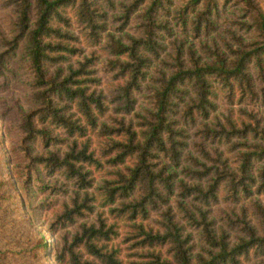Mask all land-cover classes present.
I'll use <instances>...</instances> for the list:
<instances>
[{"label":"trees","instance_id":"obj_1","mask_svg":"<svg viewBox=\"0 0 264 264\" xmlns=\"http://www.w3.org/2000/svg\"><path fill=\"white\" fill-rule=\"evenodd\" d=\"M111 1L8 0L16 16L12 49L23 44L34 75V107L21 123L23 151L28 161L27 187L36 171L44 169L50 175L58 172L74 188L73 197L63 204L58 219L74 223L93 215L97 217L92 223L79 225L72 241L63 245L55 261L57 264H123L121 248L115 245L121 223L133 231L127 238L132 248L148 252L143 264H242V257L249 258L251 253L264 256L262 205H254L258 226L247 217L236 214L232 219L229 217L231 228L239 233L234 241L224 230L214 227L208 210L218 200L221 188L232 200L239 201L245 195L251 197L257 184L253 162L264 161V130L253 124L239 127L233 122L204 125L198 133L204 140L240 142L234 146L242 153L238 156V166L232 168L219 151H215L219 152L216 158L212 157V151L204 143L196 145L201 157L187 154L184 127L197 123L198 119H209L215 109L212 96L217 84L232 96L237 90L240 100L255 95L248 68L254 62L259 70H264V13L257 11L253 0H242L252 21L248 26L259 34L262 43L239 42L236 49L228 47L227 51L208 47L207 57H203L193 46L187 47L178 39L169 44L171 48L162 44L165 36L172 38L175 34L171 27L156 20L155 10L161 7V2L155 1L143 14L137 36L128 37L126 42L113 39L109 46L113 58L111 70L122 83L116 100L123 102L122 110L127 113L133 110V94L141 89L151 64L163 54L168 56L150 89L152 108L142 118L143 123L137 129L123 119L116 129L100 122L107 107L105 97L92 89L99 81L91 78V61L85 59L77 68L65 67L71 57H78L82 51L74 45L78 38L71 33L73 20L63 9L73 6L83 34L97 44L104 30L101 22L105 20L98 2L106 6L108 2L113 4ZM144 1L134 5L128 19ZM197 4H202V8ZM219 10L217 0H188L177 11L178 25L184 35L191 28L198 38L210 31ZM179 104H182L180 109ZM73 109L80 116L76 120L73 114L68 115ZM249 136L259 144L249 145L246 140ZM95 137L109 141L94 148ZM38 140L44 146L70 143L64 153L49 151L43 155L28 146ZM242 140L245 141L241 143ZM127 160L132 165L128 166ZM106 168L110 170L108 178L96 185L93 170L103 173ZM261 177L263 183L256 187L257 192L264 190V172ZM60 190L54 185L48 189L57 193ZM172 203L187 225L177 221ZM164 207L162 220L157 223L159 229L147 226L150 214ZM186 226L193 232L187 233ZM194 232L201 242L197 252ZM155 249L165 250L166 255Z\"/></svg>","mask_w":264,"mask_h":264},{"label":"rangeland","instance_id":"obj_2","mask_svg":"<svg viewBox=\"0 0 264 264\" xmlns=\"http://www.w3.org/2000/svg\"><path fill=\"white\" fill-rule=\"evenodd\" d=\"M138 1L140 0H112L113 4L108 2L106 6L102 2H98L101 15L105 14V20L101 22L104 30L101 31V39L97 44L83 34V28L75 19L73 6L69 5L63 9L66 11L67 17L73 20L71 33L78 38L74 45L82 51L78 57H71L65 67L72 65L77 68L79 62H84L85 59L91 61L89 69L93 73L91 78L99 81V84H94L92 89H96L98 94L105 97L104 103L107 107L100 122L116 129L119 127L118 123L123 119L127 124H132L136 128L143 123L142 118L146 117L147 112L152 108L150 89L154 87V79L159 77L158 72L164 69L162 61L168 59L167 54H163L161 59L155 60L151 64L145 81L141 83V89L133 94L135 100L133 110L130 113L122 110L123 102L116 100L119 95L117 89L122 83L115 79L116 72L111 70L110 61L113 58L109 46L112 45L113 39L126 42L128 37L137 36L143 21V14L157 0H145L135 13L130 14L128 19V13ZM217 1L220 10L214 16L213 27L197 38L191 28L189 34L184 35L182 28L178 25L177 11L188 0H160L161 7L155 10V18L162 21L163 25L171 27L175 34L172 38L165 36L161 41L162 44L171 48L169 44L178 39L181 43L184 42L187 47L193 46L198 55L207 57L209 48L219 47L221 51H227L228 47L230 50L236 49L239 42L262 43L259 34L248 26L252 24V21L242 0ZM253 3L257 11L264 13V0H253ZM197 7L202 8V4H197ZM189 19H192V16ZM15 21V12L8 0H0V264H57L55 256L66 242L72 241L79 225L85 222L92 223L97 217L93 215L87 220H78L74 223H65L58 219V215L63 213V204L70 201L74 191V188L64 182L58 172L50 175L44 169L38 173L36 171L33 175L34 180L30 187H27L25 167L28 161H26L23 151L24 135L21 123L23 116L34 107L35 87L34 75L26 61L23 44H20L15 50L12 49L11 42L16 35ZM254 64V62L249 64L248 69L253 78L255 95L240 100L241 96L237 90L235 96H232L227 89L217 84L212 96L215 109L211 111L209 119H198L197 123H189L184 126L185 143L188 145L187 154L201 157L199 156L200 148L196 145L204 143L206 149L212 151V157L216 158L220 152L222 159L227 160L230 167L238 166V156L242 153V150L234 146L240 143L238 140L231 143L212 141V139L204 140L198 133L202 131L206 123L229 125L230 122H233L239 127H244V124H253L259 126L260 130H264V70H259ZM50 71L52 73V67H50ZM181 106L182 104H179V109ZM177 111L179 110L177 109ZM72 114L74 120L80 117L75 109L68 115ZM179 114L178 117H180ZM180 123L183 125L182 120ZM55 132L59 133V130ZM246 140L249 145L259 144L253 140L252 136ZM108 141L105 138L100 140L95 137L93 138V147L99 148L100 144L106 145ZM243 141L245 140H242L241 143ZM69 143L67 141L59 146L53 144L44 146L38 140L28 146H31L35 153L44 155L49 151L64 153ZM215 151L219 152L215 153ZM126 164L130 166L132 161L127 160ZM93 171L95 183L100 185L108 178L110 170L106 168L103 173ZM252 172L257 177V184L252 188L251 197L245 195L239 201L232 200L226 190L221 188L218 200L212 202L208 208L210 220L215 224L214 227L217 230H224L233 241L239 236V233L235 228H231L229 217L232 219L233 214L240 218L247 217V220L258 226L259 221L254 205L260 204L264 207V190L262 192L256 190V187L263 183L261 173L264 172V161L255 159ZM53 185L58 189L61 188V192L48 191ZM172 206L177 221L182 225H187L182 214L177 210L176 204L172 203ZM164 210L165 207L161 211L152 212L145 224L159 229L157 223L162 220L161 215ZM120 225V237L115 241V245L121 248L122 263H145L147 260L144 256L148 252L141 251L136 247L132 248V243L127 242V238L133 234L132 229L128 228L126 223ZM186 231L187 233L193 232L188 226H186ZM193 235L195 252H197L201 248V242L195 232ZM155 251H162L166 255L165 250L155 249ZM242 264H264V256L251 253L249 258L242 257Z\"/></svg>","mask_w":264,"mask_h":264}]
</instances>
